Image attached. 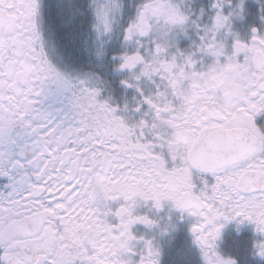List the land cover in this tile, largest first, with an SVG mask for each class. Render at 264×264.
Returning a JSON list of instances; mask_svg holds the SVG:
<instances>
[{
	"label": "snow or ice",
	"instance_id": "obj_1",
	"mask_svg": "<svg viewBox=\"0 0 264 264\" xmlns=\"http://www.w3.org/2000/svg\"><path fill=\"white\" fill-rule=\"evenodd\" d=\"M244 5L0 0V264H160L133 225H176L149 202L189 220L202 264H236L232 220L264 258V28L240 34Z\"/></svg>",
	"mask_w": 264,
	"mask_h": 264
},
{
	"label": "flooded vegetation",
	"instance_id": "obj_2",
	"mask_svg": "<svg viewBox=\"0 0 264 264\" xmlns=\"http://www.w3.org/2000/svg\"><path fill=\"white\" fill-rule=\"evenodd\" d=\"M207 3L208 0H193V7L198 9L201 5L206 6ZM244 7L243 19L234 20V26L242 36L247 35L250 26L264 28V23L260 19L261 15H264V0H245ZM179 42L183 47L189 44L190 40L186 36H181ZM109 76L114 81L117 97L133 95L132 89H125L119 84L117 74L110 73ZM256 123L261 130H264V112L257 115ZM150 203H142L138 212L158 219L159 224L163 226L167 221L169 211H171L176 225L164 233H161L157 226L149 229L140 222L133 225V231L138 234L152 235L155 233V238L161 248L160 264H202L199 249L193 243L189 220L177 219L180 215L179 210L171 209L170 202L165 203L164 207L159 210L150 208ZM259 238H261V234L255 231L252 222L245 221L238 224L236 220H232L221 229V236L217 240L218 249L222 254L235 258L236 264H264V258L254 255V241Z\"/></svg>",
	"mask_w": 264,
	"mask_h": 264
}]
</instances>
